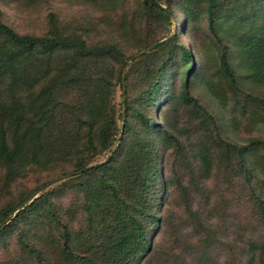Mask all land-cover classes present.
<instances>
[{
    "label": "trees",
    "instance_id": "trees-1",
    "mask_svg": "<svg viewBox=\"0 0 264 264\" xmlns=\"http://www.w3.org/2000/svg\"><path fill=\"white\" fill-rule=\"evenodd\" d=\"M83 1L105 12L123 2ZM177 1L187 24L195 21L192 6L198 2L210 29L221 39L217 59L233 105L246 112L247 104L238 101L242 88L231 58L243 63L254 89L245 94L246 101L264 112V11L258 12L263 1ZM173 4L176 0H142L133 7L134 14L146 17L149 28L155 29L152 33L159 37L139 44L146 51L131 61L124 77L128 58L114 42H89L87 27L62 25L50 11L43 32L19 33L2 20L0 9V192L8 191L10 184L32 171L51 172L37 186L20 191L17 201L0 207V225L8 219L0 227V247L9 254L7 264L142 261L150 246L148 228L165 227L172 219L171 209H165L163 215L154 210L160 196L168 198L179 189L188 207L187 187L173 174L163 177L160 171L164 153L187 157L185 144L175 130L180 108L199 118L204 132L198 155L207 167L212 156L204 145L210 143L234 154L242 166L246 147L222 138L216 118L192 93V80L200 70L195 68L191 49L178 43L175 62L176 36L170 32L160 35L172 26ZM236 6L242 11L236 13ZM247 10H257L261 20L253 22ZM233 15L235 21L230 23L238 28L234 40L222 34L224 24L234 20ZM235 43L237 50L227 48ZM175 64L177 67L167 74ZM217 97L226 104L227 96ZM148 104L150 113L153 109L161 112L157 120L146 115ZM132 120H137L138 129L126 138ZM120 127L121 136L116 139ZM252 143L264 148V141L254 139ZM56 169H61L58 174ZM71 189L83 195L81 209L89 221L95 220L94 227L87 224L84 234L62 221L53 199ZM168 200H164L166 206ZM259 210L264 222V201L259 200ZM12 232L18 233L15 252L5 245ZM46 237L51 243L47 248ZM261 249L264 264V244Z\"/></svg>",
    "mask_w": 264,
    "mask_h": 264
},
{
    "label": "rangeland",
    "instance_id": "rangeland-1",
    "mask_svg": "<svg viewBox=\"0 0 264 264\" xmlns=\"http://www.w3.org/2000/svg\"><path fill=\"white\" fill-rule=\"evenodd\" d=\"M25 1L0 0L2 20L19 33H41L46 29L47 13L52 11L62 25L69 28L75 25L85 26L90 29L87 36L89 42L116 43L128 58L124 72L135 57L146 51L140 48L139 44L159 37L154 35L155 29L149 28L146 17H138L133 12V7L139 6L142 0H123L114 4V10L106 12L83 0H40L35 3ZM221 1L229 4L233 0ZM261 1L264 4V0ZM177 3L176 0V5H172L170 30L164 29L160 35L170 32L176 36L175 62L179 58V48L176 47L178 43L191 49L195 57V68L200 70V74L192 80V93L216 118L221 137L246 149L240 167L234 154L213 143L205 144L209 149L208 154L212 156L207 167L198 155V143L204 132L199 118L183 108L179 109L175 130L185 144L187 157L183 159L182 154L169 153L166 156L164 153L160 171L163 177L173 174L187 187L188 207L185 208L179 189L172 191L168 198L160 196V203L155 205L154 210L163 215L165 209H171L172 219L165 227L148 228L150 246L138 264H263L260 250L264 244V222L259 210V200L264 201V148L257 143L253 144L252 141H264V112L254 103L246 101L245 94L254 89L245 76L243 63L231 58L230 62L242 88V93H238V101L247 104L246 112L242 113L240 108L233 105L232 94L227 89L217 59V47L221 39L210 29L198 2L192 6L193 15L196 17L192 24H187L186 14L179 10ZM234 9L236 13L242 11L239 7ZM262 9L264 6L260 7L258 12L264 11ZM247 11L253 22L258 23L261 20L262 15H258L257 10ZM231 21L235 19L224 24L222 34L234 40L238 28L232 25ZM231 47L235 51L238 44L227 46L228 49ZM176 67L177 64L171 66L166 73L170 74ZM179 81L178 78L177 85ZM255 92H258V89H255ZM119 94L117 87L116 102L119 101ZM219 95L221 98L227 96L225 105L223 100L217 97ZM258 96L263 94L258 92ZM150 105L146 106V115L157 120L161 112L153 109L150 113ZM158 128H154L151 135L153 138H156ZM137 129V120H132L126 138ZM121 132L122 127L118 129L116 137H120ZM60 170L56 169L54 173L58 174ZM50 174V171H32L26 177L10 184L8 191L0 192V207L17 201L20 191L30 190ZM53 199L62 221L77 229L79 234H84L89 223L94 227V218L89 221L85 211L81 209V193L71 189ZM167 199L169 200L166 206L164 200ZM5 245L11 252L18 250V233L12 232ZM50 245V240L46 237L44 246L47 248ZM4 249L0 247V264L8 262L9 254H6Z\"/></svg>",
    "mask_w": 264,
    "mask_h": 264
},
{
    "label": "water",
    "instance_id": "water-1",
    "mask_svg": "<svg viewBox=\"0 0 264 264\" xmlns=\"http://www.w3.org/2000/svg\"><path fill=\"white\" fill-rule=\"evenodd\" d=\"M141 52H143V51H141ZM141 52H139V53H141ZM139 53H136V55H138ZM124 71H123V73H122V76L124 77ZM119 137H116V139H118ZM116 145H117V140L114 142V146H113V149H115V147H116ZM8 222V219H6L1 225H0V227H2L5 223H7Z\"/></svg>",
    "mask_w": 264,
    "mask_h": 264
}]
</instances>
